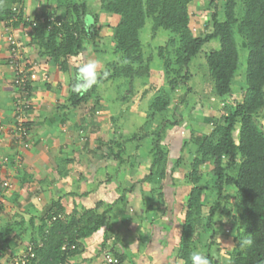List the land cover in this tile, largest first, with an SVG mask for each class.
Instances as JSON below:
<instances>
[{"label":"crops","instance_id":"0c3cea01","mask_svg":"<svg viewBox=\"0 0 264 264\" xmlns=\"http://www.w3.org/2000/svg\"><path fill=\"white\" fill-rule=\"evenodd\" d=\"M7 5V0H0L1 8ZM14 7L18 8L20 18L14 16L0 22V244L15 248L33 242L43 220L60 205L65 218L74 210L78 217L87 210H94L96 215L107 212L104 224L109 220L113 232L107 234L103 226L83 239L80 252L69 263L104 264L102 252L107 251L122 256L120 264H180L181 227L174 226L177 218H173V224L167 218L173 213L175 217L176 209L183 208L181 196L185 195L187 202L191 182L181 180L182 172L177 170L180 163L174 166L180 162L176 155L179 150L176 126L167 129V134L164 130L163 157L151 168L156 159L151 147L155 142L152 134L162 127L164 113L170 106L176 107L172 99L164 97L169 92L161 91L168 89L164 83L165 64L153 59L148 76L134 81L114 77L100 82L111 64L121 62L112 38L119 18L104 13L101 0H20ZM76 7L78 11L85 9L87 22L94 15L99 18V37L78 61L82 65L97 62L100 79L88 90L85 101L72 106L73 65L54 64L39 56L31 41L34 30L29 40L22 38L25 25L21 19L54 15L73 24L77 19ZM6 25L17 36L18 57L29 63L27 73L37 76L30 85L33 106L26 119L27 134L22 143H15L9 135L17 91L9 65L12 51L3 34ZM165 33L160 30L157 37ZM159 97L169 101L168 110L161 113L151 110V104ZM148 117L157 124V129L145 128ZM139 130L150 140L128 152L127 148L136 144ZM166 163L172 167L165 169Z\"/></svg>","mask_w":264,"mask_h":264},{"label":"trees","instance_id":"16d2710c","mask_svg":"<svg viewBox=\"0 0 264 264\" xmlns=\"http://www.w3.org/2000/svg\"><path fill=\"white\" fill-rule=\"evenodd\" d=\"M192 1L101 0V10L119 18V23L113 29L112 38L121 62L111 64L100 82L114 77L131 79L148 76L151 61L150 58L146 61L142 58L139 33L149 18L152 22L153 36L160 30L177 36L179 47L176 50L174 64L184 68L185 73L188 71L189 62L203 46L218 41L219 48L206 56V65L216 96L230 97L233 93L232 84L239 68V53L233 30L237 26L238 34L245 39L248 50L246 94L243 101L236 106L235 111L226 117L225 124L215 130L218 135L215 142L204 139L195 140L201 159L193 165V170L196 172L198 164L206 165L212 162L216 201L210 209V219L220 206V201L226 199L225 189L234 187L237 190L242 217L248 225L246 234L252 244L248 245L243 255L234 259L232 264H264V136L254 121V115L264 108V0H245L241 20L235 16L236 0H211L209 3L212 10L209 20L210 31L205 36L195 37L191 32L193 18L188 12V6ZM7 2L6 7H0V22L12 18L13 6L20 4V0H7ZM222 2H224V20L219 21L218 8H220L219 3ZM75 11L77 15L75 23L71 24L56 17L61 23L60 27H51L48 30L46 25H39L34 29L31 41L38 55L46 57L48 61L54 64L71 63L76 76L78 68L82 66L78 61L80 55L99 37V28H97L99 18L94 15L91 22H87L84 19L87 17L84 8L78 11L76 7ZM19 13L17 17L20 18ZM136 64L137 69L134 67ZM165 65H168V62ZM75 83L76 81L73 82V86ZM88 93L89 91L78 94L72 88L71 105L77 106L85 101ZM168 105V99L159 97L151 104V110L161 113L168 108ZM237 123L240 125L238 142L233 136ZM173 125H175L173 119L164 120L159 131L152 134L155 137L152 151L155 152L156 159L152 162L151 168L159 164L163 157L161 141L166 126ZM239 155L242 161L235 176H230L227 170L232 169ZM225 159H227L226 165H224ZM179 163V161L175 162L174 166L177 167ZM198 181L199 178L195 177L190 183L191 189L187 196V218L181 228L179 240L178 258L186 263H189L190 244L194 238L190 216L193 212H198L200 197L203 193L201 188L196 187ZM121 200L122 197L119 201ZM116 205L117 202L112 204L108 211ZM57 214H61L62 218L50 227H47L43 220L38 229V236L33 242L43 243V247L36 249L34 264H58L68 261L80 252L81 241L103 226L107 234H113L110 221L104 224L107 212L96 215L94 210H87L78 217L74 210L69 217L65 218L64 210L59 205L47 217ZM208 226L211 227V224L208 223ZM106 240L105 234L104 242ZM66 242L69 247L63 251L62 246ZM114 255L117 264H120L123 257L117 253Z\"/></svg>","mask_w":264,"mask_h":264},{"label":"rangeland","instance_id":"374dc122","mask_svg":"<svg viewBox=\"0 0 264 264\" xmlns=\"http://www.w3.org/2000/svg\"><path fill=\"white\" fill-rule=\"evenodd\" d=\"M244 1L245 0H236L237 7L235 9V16L238 20H241L243 17ZM210 2L211 0H193L188 6L189 15L192 16V23H194L191 27V32L194 37L205 36L210 31L209 20L212 11L209 6ZM223 5L224 2L219 3V21L224 20ZM151 23V20L148 18L144 28L139 34L142 41V58L145 61L149 58L150 61L158 59L163 62V65L168 62V65L163 67L167 73L164 83L168 89L165 91L161 88V91L169 92L167 94L165 93L164 97H169V100L172 99L173 106L174 104L176 105L175 108L171 105V108L169 110L167 109L168 111L164 113V120H166V117L169 121L173 118L175 122L173 126H176L175 129L178 132V143L176 146H178L179 150H176V155H179L180 166L177 167V170L182 172L180 176L183 178H181V180L183 179L185 183L192 182L195 177H198L199 181L196 187L203 190L200 197L199 210L198 212H193L190 216L194 238L190 244L189 263L185 261H180L179 263L192 264L191 255L194 252H202L209 257L212 264H232L234 259L243 255L248 246L243 243V241L248 240V235L246 234L248 225L242 217V209L238 202L237 190L234 187L225 189L224 195L226 199L220 201V206L210 219L209 212L216 201V193L214 192L215 179L212 175L213 165L212 162L206 165L198 164L196 172L193 170V165L197 164L201 159L195 140L204 139L215 142L218 137L215 132L217 127L225 124L226 117L234 112L236 106L244 99L246 94V61L248 55L246 41L238 34L237 26H235L233 30L239 53V68L232 84V96L219 98L215 94L213 81L209 75L205 60L206 56L211 51L219 48V42L213 41L203 46L201 51L189 62L188 71L185 73L184 68L174 64L176 60V50L179 47L176 39L177 36L175 37V34L169 33L163 34L162 37H157V33L153 36ZM97 27H99V25ZM161 31L164 32V30ZM134 67L137 69V64L134 65ZM132 80H137V77H133L129 81ZM130 87L132 88L133 86ZM137 89L139 94H141V89L139 87ZM135 101H138V98H136ZM151 120L153 119L148 117L147 126H145V128H149V131L157 129V127H155L157 124H153ZM254 121L258 130L264 136V108L254 115ZM171 127L172 126H166L164 134H167V129H171ZM239 127L240 125L237 123L233 133L236 142H238ZM138 133L136 144H132L131 147H128V152L131 149L137 150L139 147H143L146 139H148V141L150 140L149 137L146 138V136L142 134V130H139ZM146 134L152 137L151 132ZM85 136L86 135H83V137ZM120 139H122L121 136ZM81 140L83 143L84 139ZM185 141L187 145L184 147L183 144ZM153 144L154 143H151V147ZM226 161L227 159H225L224 165H226ZM241 161L242 157L239 155L232 169L227 170V174L235 176ZM166 167L170 169L172 164L166 163L165 169ZM130 179L133 182L135 181L134 177ZM166 179L169 178L167 177ZM181 197L184 204L182 206L183 208L176 209L175 217L173 213L169 215L167 219H172L173 224V218H177L178 222L174 223V226L175 224H179V227L182 228L187 218V202L185 201L186 199H184L186 198L185 195ZM167 214H169V212H167ZM208 223L211 224V227L208 226Z\"/></svg>","mask_w":264,"mask_h":264},{"label":"built area","instance_id":"2783aa9c","mask_svg":"<svg viewBox=\"0 0 264 264\" xmlns=\"http://www.w3.org/2000/svg\"><path fill=\"white\" fill-rule=\"evenodd\" d=\"M14 16L17 17L19 11L18 8L12 9ZM12 17V19L14 18ZM22 24L25 25V29L22 33V38L29 40L31 38V31L36 29L39 25H46L48 30L51 27H60L61 23L54 16H40L39 18H30L28 16H22ZM3 34L6 42L11 47L12 57L9 61V65L12 68V83L17 91L16 101L14 104V122L10 129V138L15 143H22L25 135L27 134L26 119L28 113L33 106V95L31 90V82L37 79L35 73H27L29 69V63L20 60L18 57V39L13 33L9 25L4 26ZM34 65V64H32ZM62 215H52L50 218L46 216L45 224L50 227L54 222L61 219ZM43 243L36 244L35 242H29L28 244L10 248L5 244H0V264H34L36 258V249L42 248ZM69 247L66 242L62 246V250H66ZM73 248V247H72ZM102 259L104 264H117V259L107 251L102 252ZM58 264H72L69 261L59 262Z\"/></svg>","mask_w":264,"mask_h":264},{"label":"clouds","instance_id":"9594fccd","mask_svg":"<svg viewBox=\"0 0 264 264\" xmlns=\"http://www.w3.org/2000/svg\"><path fill=\"white\" fill-rule=\"evenodd\" d=\"M106 75V74H105ZM100 79L98 72V64L95 61L86 62L78 68L75 76L76 83L73 86V91L78 94L87 92L94 85H97ZM244 244L251 245L250 239L243 241ZM192 264H212L209 257L202 252H194L191 255Z\"/></svg>","mask_w":264,"mask_h":264}]
</instances>
